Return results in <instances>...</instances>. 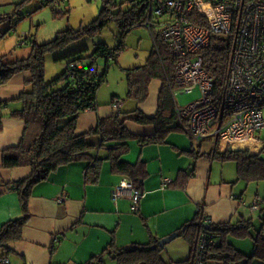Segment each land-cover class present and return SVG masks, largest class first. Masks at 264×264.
Returning a JSON list of instances; mask_svg holds the SVG:
<instances>
[{
	"label": "crops",
	"instance_id": "obj_1",
	"mask_svg": "<svg viewBox=\"0 0 264 264\" xmlns=\"http://www.w3.org/2000/svg\"><path fill=\"white\" fill-rule=\"evenodd\" d=\"M25 43L21 41L18 46L22 47ZM130 69H124L126 82L127 70ZM30 81V73L24 71L0 86V183L20 181L31 174L30 168H1L4 151L17 146L21 140L24 121L13 116V112L22 109L19 97L31 90ZM161 87L160 81L152 80L148 86V96L142 102L127 97L126 93V98L133 100L132 109L127 111H123L125 104L118 94L110 93L109 99H105L97 91L96 108L79 115L75 131L77 135L89 134L87 141L92 146L89 154L101 159L97 181L85 182L87 161L83 160L60 166L46 180L34 184L30 189L28 219L22 228L21 239L8 243L11 250L6 258L8 264H85L107 247L128 248L146 244L152 237L161 240L175 234L196 214L213 226L232 224L243 227L245 221H249L250 237H255L259 232L264 234V206L261 204L264 200L257 198L251 206V211L259 213L258 218L262 223L256 229L252 218H246L248 214L239 207L241 196L234 193V185L240 181L237 170V181H226L222 173L218 175L219 182L213 179L218 161L234 162L209 156L215 143L205 153L201 149L204 141L198 147L180 129L189 141L181 134L169 136V132L163 143L140 145L137 138L152 136L155 128L152 124L136 123V114L131 113L138 112L153 118L158 109ZM115 99L122 101L119 109L112 106ZM117 112L129 118L125 126L134 137L127 141L129 150L122 160L130 164L142 162L146 171L139 180L143 197L137 213L130 212L127 197L111 198L113 189L128 178L113 171L107 158L106 147L114 143H105L102 148L100 134L93 132L100 120ZM218 147L221 152L228 149L261 155L264 144L256 136L254 141L220 143ZM164 180H169V183L163 187ZM236 214L237 220L232 221ZM23 215L18 194L0 186V227Z\"/></svg>",
	"mask_w": 264,
	"mask_h": 264
},
{
	"label": "trees",
	"instance_id": "obj_2",
	"mask_svg": "<svg viewBox=\"0 0 264 264\" xmlns=\"http://www.w3.org/2000/svg\"><path fill=\"white\" fill-rule=\"evenodd\" d=\"M26 1L28 0L17 4V7ZM156 2L157 0H121L119 2L103 0L99 15L81 30L66 29L58 32L56 37L48 43L30 42L31 49L27 58L6 61V56L0 54V86L20 72L26 71L31 75V90L23 92L19 97L23 107L13 112V116L24 121V131L19 144L4 151L1 166L3 169L30 168L31 174L20 181L0 183V186L18 194L24 213L22 218L10 220L1 225L0 260L6 259L11 252L8 243L21 239L22 228L28 219L30 189L34 184L46 180L60 166L83 160L87 161L84 171L85 182L97 181L101 159L93 158L89 154L92 147L87 141L89 134H76L77 119L86 110L96 108L97 91L106 81L109 60L116 62L119 54L125 49L127 34L137 26H144ZM60 3L64 2L43 0L42 7L49 6L55 10L56 15H59L61 13L55 9V5ZM16 13L19 14V9ZM6 20L10 23L11 16L0 15V24ZM112 22L120 32L119 42L114 48L98 43L86 57L83 53H86L87 48L68 53L62 56L68 58L65 71L50 81L45 80L44 58L48 52L62 49L83 35L95 36ZM11 29L10 24L7 30H0V40L7 36ZM230 50L231 37L228 35L214 36L210 46L202 52L203 67L212 78L216 90H220L223 84ZM98 59L106 61L102 74L96 71ZM83 60H87L88 64L82 65ZM175 61L156 39L153 41L146 64L127 70V97L129 98L144 101L148 96V86L152 80L160 81L162 86L158 109L153 118H147L138 112L131 113L136 114V123L152 124L155 128L152 136L137 138L140 145L163 143L169 132L181 129L176 114L177 105L173 98V93L177 90L174 80ZM128 119L122 117L121 112H117L107 119L100 120L93 132L100 134L102 148L105 147V143H114L113 146L106 147L108 148L107 158L111 161L113 171L125 175L133 186L141 191L139 180L146 174L144 164L142 162L130 164L122 160L129 150L127 141L134 138L125 126V121ZM215 144L208 155L221 161H234L240 181L249 183L264 180V158L260 154L228 149L221 152L219 143ZM197 146L200 147V144ZM139 202L136 211L131 209L132 203L129 202L131 213L138 212ZM198 216L199 214H196L192 220L187 221L177 230L179 237L189 242V254L197 234L206 231L215 233L219 241V247L215 251L216 257L222 264H234L238 261L249 264L253 260H256L257 264H264V234H261L262 232L251 237L253 243L251 256H246L226 241L229 234L237 237L249 235V221H245L243 227L232 224L213 226L210 223L205 229L203 226L199 227ZM202 219L204 220V217ZM158 242L159 240L152 237L143 245H133L128 248L107 247L101 254L93 256L85 264H106L107 259L114 260L116 264H165L161 258L164 249L160 248ZM183 264H189V257Z\"/></svg>",
	"mask_w": 264,
	"mask_h": 264
},
{
	"label": "built area",
	"instance_id": "obj_3",
	"mask_svg": "<svg viewBox=\"0 0 264 264\" xmlns=\"http://www.w3.org/2000/svg\"><path fill=\"white\" fill-rule=\"evenodd\" d=\"M67 1V0H58ZM144 26L176 61L177 90L199 89L201 97L176 108L181 130L195 144L254 141L264 128V0H157ZM230 36L231 50L220 90L203 67L202 52L214 36ZM120 99L113 101L119 109ZM169 180L163 181V187ZM114 200L127 197L137 210L142 192L129 180L116 186ZM199 227L210 222L199 219ZM215 233L201 231L194 239L189 264H222L215 251ZM0 264H8L1 259Z\"/></svg>",
	"mask_w": 264,
	"mask_h": 264
},
{
	"label": "rangeland",
	"instance_id": "obj_4",
	"mask_svg": "<svg viewBox=\"0 0 264 264\" xmlns=\"http://www.w3.org/2000/svg\"><path fill=\"white\" fill-rule=\"evenodd\" d=\"M23 1L0 0V15L11 16L10 23L6 20L0 24L1 31L7 30L10 24L12 27L8 35L0 40V54L6 56V61L27 58L31 49L30 42L32 41L38 44L48 43L56 37L58 32L66 29H72L74 31L81 30L82 27L90 24L99 15L103 4V0H68L59 5H55V9L61 13L56 15L54 13L55 10L49 6L42 7L43 0H28L17 7V4ZM117 1L119 2L121 0ZM17 9H19V14L16 13ZM26 36L25 45L19 47V42L24 41ZM119 36V29L112 22L101 33L95 36L83 35L62 49L48 52L44 58L45 80L50 81L65 71L68 58H63L62 56L79 49L87 48L86 53H83V56L86 57L98 43H104L114 48L119 42ZM152 46V33L144 26H137L127 34L125 38V49L119 54L117 64L114 63V60H109L106 81L98 89V92L104 95L103 98L109 99L110 93H116L125 104L123 111L132 109L133 100L126 98L127 82L124 69L143 65ZM86 64H88V61L83 60L82 65L85 66ZM105 65V59H98L96 63L97 73L102 74ZM200 97L201 93L199 89H195L190 93H181L179 90L173 93L174 101L178 107H186ZM180 134L186 136L179 130L171 131L169 136ZM257 136L264 144V128ZM186 138L188 139L187 136ZM214 143L213 139H206L202 144V151L208 153L213 148ZM261 156L264 158V151L261 153ZM218 162L217 168L215 167L214 170L213 179L215 178L219 182L218 175L222 173L226 181H237L235 163ZM212 181L214 182V180ZM234 193L241 196L239 207L245 211V214H248L246 218H252L251 220L255 228L258 229L262 224L258 218L259 213L251 211V206L257 198L264 200V180L249 183L238 181L234 185ZM261 202L264 206L263 201ZM237 218L238 215L236 214L232 221H236ZM254 233H256V230H254ZM226 241L246 256H251L253 243L250 235L237 237L229 234ZM189 251V242L181 237L169 243L165 250H162L161 258L165 264H183L184 261L188 260ZM106 264H116V262L107 259ZM234 264H245V262L238 261ZM249 264H257V261L253 260Z\"/></svg>",
	"mask_w": 264,
	"mask_h": 264
},
{
	"label": "water",
	"instance_id": "obj_5",
	"mask_svg": "<svg viewBox=\"0 0 264 264\" xmlns=\"http://www.w3.org/2000/svg\"><path fill=\"white\" fill-rule=\"evenodd\" d=\"M177 237H179V235L177 233L172 234L166 238H163L161 240H159V246L160 248L164 249L166 247V245H168L169 243H171L174 239H176Z\"/></svg>",
	"mask_w": 264,
	"mask_h": 264
}]
</instances>
